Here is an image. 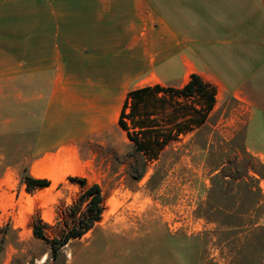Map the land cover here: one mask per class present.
<instances>
[{
    "label": "rangeland",
    "instance_id": "374dc122",
    "mask_svg": "<svg viewBox=\"0 0 264 264\" xmlns=\"http://www.w3.org/2000/svg\"><path fill=\"white\" fill-rule=\"evenodd\" d=\"M157 72L170 85L185 80L179 58ZM157 79L142 76L137 86ZM249 85L264 93V65ZM115 103L109 122L87 124L84 134L81 123L60 125L77 136L67 160L80 168L75 177L87 180L84 188L65 176L28 192L32 140L23 136L32 132L0 122V264H264V118L254 119L249 140L245 101L220 94L207 123L169 146L142 178L143 158L118 127ZM94 184L104 199L100 221L53 259L34 226L60 239L86 213L83 194Z\"/></svg>",
    "mask_w": 264,
    "mask_h": 264
},
{
    "label": "crops",
    "instance_id": "0c3cea01",
    "mask_svg": "<svg viewBox=\"0 0 264 264\" xmlns=\"http://www.w3.org/2000/svg\"><path fill=\"white\" fill-rule=\"evenodd\" d=\"M174 58L187 81L170 85L157 69ZM263 65L264 0H0V122L32 132L23 136L32 140L29 175L50 187L52 174L60 182L76 176L68 166L80 169L67 160L77 136L60 125L81 123L84 134L109 122L111 101L121 110L145 75L182 88L193 73L217 98L243 99L252 140L264 93L248 81Z\"/></svg>",
    "mask_w": 264,
    "mask_h": 264
},
{
    "label": "trees",
    "instance_id": "16d2710c",
    "mask_svg": "<svg viewBox=\"0 0 264 264\" xmlns=\"http://www.w3.org/2000/svg\"><path fill=\"white\" fill-rule=\"evenodd\" d=\"M217 88L201 76L193 74L182 88L148 85L131 90L123 102L117 125L132 143L136 154L143 158V172L150 163L159 160L172 144L201 129L208 121L217 103ZM72 183L87 186V180L70 177ZM28 192L50 187L48 179L24 177ZM89 203L86 213L60 239L50 241L43 230L34 226L35 236L50 245L53 259H59L61 250L73 239L82 238L91 231L103 214V196L98 184L83 194Z\"/></svg>",
    "mask_w": 264,
    "mask_h": 264
},
{
    "label": "bare ground",
    "instance_id": "6f19581e",
    "mask_svg": "<svg viewBox=\"0 0 264 264\" xmlns=\"http://www.w3.org/2000/svg\"><path fill=\"white\" fill-rule=\"evenodd\" d=\"M67 170H68L67 172L70 173V174H72V175L73 174L74 175H81V172L80 171L76 172V170H77L76 168L75 169L73 167L72 168H69V166H68V169ZM51 177L53 178V180H54L55 183H57L59 181V179H58V177H57L56 174H52Z\"/></svg>",
    "mask_w": 264,
    "mask_h": 264
}]
</instances>
